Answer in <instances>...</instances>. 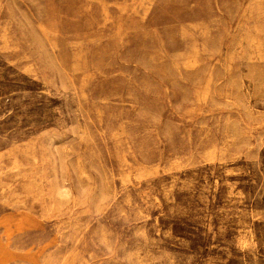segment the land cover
Here are the masks:
<instances>
[{
  "label": "rangeland",
  "instance_id": "374dc122",
  "mask_svg": "<svg viewBox=\"0 0 264 264\" xmlns=\"http://www.w3.org/2000/svg\"><path fill=\"white\" fill-rule=\"evenodd\" d=\"M0 264H264V0H0Z\"/></svg>",
  "mask_w": 264,
  "mask_h": 264
}]
</instances>
